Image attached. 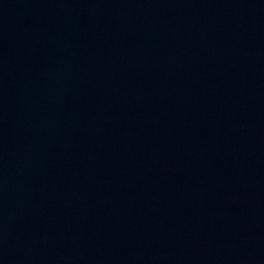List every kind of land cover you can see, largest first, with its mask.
Listing matches in <instances>:
<instances>
[{
    "label": "water",
    "instance_id": "obj_1",
    "mask_svg": "<svg viewBox=\"0 0 264 264\" xmlns=\"http://www.w3.org/2000/svg\"><path fill=\"white\" fill-rule=\"evenodd\" d=\"M0 264H264V0H0Z\"/></svg>",
    "mask_w": 264,
    "mask_h": 264
}]
</instances>
